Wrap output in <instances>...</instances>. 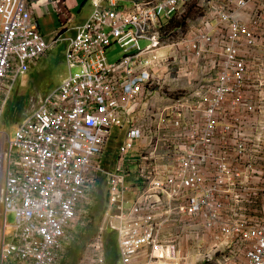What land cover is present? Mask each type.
<instances>
[{
    "label": "built area",
    "instance_id": "obj_1",
    "mask_svg": "<svg viewBox=\"0 0 264 264\" xmlns=\"http://www.w3.org/2000/svg\"><path fill=\"white\" fill-rule=\"evenodd\" d=\"M93 6L66 51L69 77L0 146V264L61 263L115 128L127 132L105 172V224L122 264H185L182 243L202 264H264V0ZM191 8L196 22L171 30ZM115 44L124 55L110 63ZM48 49L29 0H0V116ZM79 262L106 264L104 227Z\"/></svg>",
    "mask_w": 264,
    "mask_h": 264
},
{
    "label": "rangeland",
    "instance_id": "obj_2",
    "mask_svg": "<svg viewBox=\"0 0 264 264\" xmlns=\"http://www.w3.org/2000/svg\"><path fill=\"white\" fill-rule=\"evenodd\" d=\"M94 0H69L68 6L69 9L73 11L75 15V23L74 26L83 24V22L87 21L90 16H92L94 12V8L92 6V2ZM102 1V0H100ZM193 11L191 13V18L187 20H191V22L195 23L197 18L201 16L198 11L194 9H189L188 11ZM187 13H190L188 12ZM195 12V13H194ZM186 13V14H187ZM185 18V17H183ZM149 45V42L143 40L140 41L141 49H145ZM64 54V45L59 46L57 49L53 51V54L48 58L49 54L43 58L48 60H41L36 66L31 70L32 72L37 71L38 74L32 75L29 73L28 76L22 82V78L17 80L14 84L12 92L10 93L7 102L3 107V113L0 116V146L5 150L8 149L9 143L6 140V144H4L3 139L5 137L9 138V141H13L15 139V135L17 130L19 129L20 123L30 115L36 108H38L44 99L50 95L55 93L59 87L62 85L65 78L69 77L70 70L67 64L63 61ZM123 51L118 45H113L107 51L108 61L110 63H115L119 59L123 57ZM62 60L63 62H61ZM77 72V68L74 67L71 70L72 74ZM35 73V72H34ZM175 76V74H174ZM172 76V78L174 77ZM171 79V78H170ZM178 83L180 87L183 88L186 85V79H183ZM172 81V79L170 80ZM167 81L165 84L161 83L164 86L161 89V92H165L170 97L174 96L178 91L176 90V85L173 82ZM157 90H159V86H156ZM184 89V88H183ZM186 90V89H184ZM126 130V129H125ZM120 133H117L115 136V140L113 141V147H115V152L119 144H117V140L120 139ZM113 149V148H112ZM101 181L103 182L101 185L103 188L98 190L97 194L99 197L92 198L93 206L96 205V202H102V199H106L107 190H106V181L102 177ZM101 194V195H100ZM106 194V195H105ZM103 209V208H102ZM3 221V218L1 219ZM7 229H6V243H10L13 240V235L15 233V215L13 213H8L6 217ZM101 221H98V213L94 212V207L91 208L90 215V229L87 232H92L94 234L95 230L98 229V226ZM3 228V226H1ZM92 228L95 230H92ZM81 230V229H80ZM85 230V229H84ZM208 245H204L206 247ZM194 247L193 244L188 243L187 253H192V259L189 258L188 263L185 264H202L200 262V258L193 252ZM117 252V246H116ZM120 264V263H116Z\"/></svg>",
    "mask_w": 264,
    "mask_h": 264
},
{
    "label": "crops",
    "instance_id": "obj_3",
    "mask_svg": "<svg viewBox=\"0 0 264 264\" xmlns=\"http://www.w3.org/2000/svg\"><path fill=\"white\" fill-rule=\"evenodd\" d=\"M95 1V0H94ZM92 2V6L93 3ZM100 1V0H98ZM31 7H32V12H33V18L34 20H36L38 26H39V30L40 33L42 35V37L44 38L45 43L48 45L49 49L47 51L46 54H44L43 57H41L39 60H37L34 64L31 65L29 71L22 76H19L17 80H19L20 78H22V82L25 79L26 76H28V74L30 73L32 75V77H34V74H38L37 71L32 72L31 70L33 69L34 66H36L41 60L46 61L48 60V58L53 54V51L55 49H57L59 46H63L64 45V54H63V61L67 64V60H66V51L68 49L69 44L71 43V40H73L77 34H78V27H81L84 23H86L90 18L83 22V24L80 25H76L74 26L75 23V15L73 14V11L70 10L68 3L69 0H29ZM129 5V4H128ZM62 8H66V10L64 11V9ZM94 8V6H93ZM62 9V11L60 10ZM94 13V12H93ZM93 15V14H92ZM66 20H69L70 22L68 24H64V22ZM56 42V44H55ZM49 54L48 58H45L47 55ZM61 62H63L62 60H60ZM68 66V64H67ZM69 68V67H68ZM66 79V78H65ZM64 79V80H65ZM16 80V82H17ZM15 82V83H16ZM14 87V86H13ZM126 128H115L113 130V136L111 135V142L109 144V146L107 147V149L105 150L104 154H103V158L100 164V169L101 171H99L97 174H95L96 179H97V185L96 188L94 189V191L92 192V194L90 195L89 201H92V198L94 197V195H97L98 190L100 189V186L103 185L101 178L103 177L106 181V190L107 195H106V204L104 209L102 210V217L98 216V221H101L98 229L95 230V228L92 230H95L94 234H92V232H87L88 229H90L89 223H90V215H91V208L93 207V202H90L88 205H86V207L84 206V210L87 212L83 219L81 220L80 223H78L73 230H70L71 233H69L70 236V242L69 244L66 246V252L63 256V259L61 260L60 264H69L70 261L68 260V253L70 251V249H72L75 245L79 244L80 241H84L86 238L87 240L84 242H87L85 244V247L82 249L81 254L79 259L77 260L76 264H80V259L82 257L83 251L86 248L87 244L92 240V238L98 233V231L100 230L101 227H104V246L106 244V233L108 231H111L115 234V252L109 251V257H108V253H106L105 250V260H106V264H115L113 263V258L115 256V254L118 255V263L122 264V260H121V256H120V250H119V244H118V238H117V233L110 229L109 227L106 226L105 224V212L106 209L108 207V202H109V183H108V176L105 172H110L113 169V165H114V158H115V147H113V141L115 140V136L117 133H120V139L117 140V144H120L122 142H124V140L126 139V132L127 130H125ZM110 146H111V150H110ZM113 148V149H112ZM108 153V155H107ZM109 156V158L112 159V165L109 169H106V166L103 165V163H105V158ZM101 188H103L101 186ZM128 201H131V195L128 196ZM129 207V205H128ZM81 229V230H80ZM85 229V230H84ZM81 243V242H80ZM116 246H117V252H116ZM187 245H185L184 243L181 244V249L183 251V253H185V255L187 256V263L189 258L192 259V253L190 252L187 253ZM67 259V260H66Z\"/></svg>",
    "mask_w": 264,
    "mask_h": 264
},
{
    "label": "trees",
    "instance_id": "obj_4",
    "mask_svg": "<svg viewBox=\"0 0 264 264\" xmlns=\"http://www.w3.org/2000/svg\"><path fill=\"white\" fill-rule=\"evenodd\" d=\"M191 9H194V8H191ZM188 12H190V13H187L185 15V18H183L181 21H177V20L171 21L170 24H169V28L171 30H176V29H179L180 27L185 28L187 19H190L191 18L190 17L191 14H193V13H191V12H193L192 10L188 11ZM198 12H199V14H201L200 11H198ZM110 150H111V146H110ZM107 155H108V153H107ZM103 165L106 166V169H109L111 167V165H112V159L109 158V156H107L105 158V163H103ZM100 188H101V186H100ZM101 190H102V188H101ZM96 197H98V199H99L100 196H98V194H97ZM105 204H106V199L103 198L102 202H96V205L93 206L94 207V212H97L99 217H102V210L104 209ZM105 237H106L105 250H106V253H108V257H109V251L111 252L112 249H113V251L115 252V243H116L115 234L113 232H111V231H108L106 233ZM86 240H87V238L84 241H86ZM84 241H80L81 243L79 242V244L75 245L72 249H70V251L68 253V258H69L68 260L70 261L69 264H76L77 260L80 257L82 249L85 247V244L87 243V242H84ZM118 259H119L118 255L115 254V256L113 258V263H115V264L118 263Z\"/></svg>",
    "mask_w": 264,
    "mask_h": 264
}]
</instances>
